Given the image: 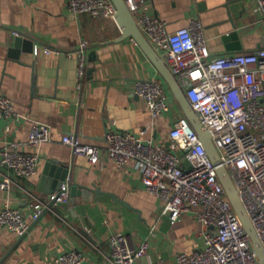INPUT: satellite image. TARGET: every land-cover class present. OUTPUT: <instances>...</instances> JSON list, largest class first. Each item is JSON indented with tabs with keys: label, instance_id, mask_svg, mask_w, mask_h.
I'll return each mask as SVG.
<instances>
[{
	"label": "crops",
	"instance_id": "1",
	"mask_svg": "<svg viewBox=\"0 0 264 264\" xmlns=\"http://www.w3.org/2000/svg\"><path fill=\"white\" fill-rule=\"evenodd\" d=\"M66 1L0 0V94L14 103L16 113L0 119V149L11 140L26 141L33 122L51 132L50 142L36 150L40 157L36 177L20 178L0 164V183L14 182L10 191L0 189V210L7 204L29 219L32 209L23 190L39 198L47 195L44 190L50 184H41V176L52 160L66 166L70 185L97 187L106 198L91 200L82 215L81 210L74 211L71 197L53 208L55 213L46 211L30 222L23 237L0 228V264H51L70 250L86 255L83 264H108L107 240L112 234L129 235L138 245L151 228L155 235L150 237L148 253L136 264L160 258L172 262L180 253L190 254L202 245L203 226L195 215L200 206L170 224L160 215L162 203L144 189L132 162L119 167L102 158L90 166L61 141L74 133L82 143L103 148L105 134L119 131L167 146L173 122L183 116L160 72L139 44L131 42L132 37L123 38L112 20L70 12ZM254 7V0H150L148 13L165 21L170 31L198 19L210 52L225 55L259 47L261 15L253 12ZM16 32L32 38L31 43L14 46L11 35ZM231 32H236L240 50H229L233 42L224 37ZM83 40L88 41L87 64L80 79L75 52ZM44 47L60 52L45 55ZM149 79L165 87L170 104L169 113L155 118L134 92L136 81ZM5 125H10L9 132L4 131ZM74 201L82 203L80 197Z\"/></svg>",
	"mask_w": 264,
	"mask_h": 264
},
{
	"label": "built area",
	"instance_id": "2",
	"mask_svg": "<svg viewBox=\"0 0 264 264\" xmlns=\"http://www.w3.org/2000/svg\"><path fill=\"white\" fill-rule=\"evenodd\" d=\"M254 1L253 12L261 15L259 47L252 52L213 55L198 19H190L188 26L170 31L165 21L148 13L150 0H124L140 31L184 88L199 122L211 134L220 163L229 173L264 248V0ZM66 6L74 14L88 13L93 18L112 20L121 31L111 0H67ZM131 42L137 45L133 38ZM87 47L88 41L83 40L75 52L80 79L85 75ZM59 52L43 48L45 55ZM33 55H37L35 48ZM134 92L152 117L169 113L167 91L159 81H136ZM14 116V103L0 94V119ZM10 129V125H5V132ZM50 139V129L33 122L26 141L11 140L0 149V164L20 178L36 177L40 161L36 150ZM61 141L90 166L103 159L119 167L132 162L144 189L162 203L160 215L170 224L192 208H202L195 214L203 226L201 247L190 254H178L172 262L160 258L151 264H257L249 236L216 168L184 116L173 122L167 146L119 131L105 134L103 148L82 143L74 133L62 136ZM24 146L33 152L26 153ZM13 185L12 180L6 179L0 189L10 191ZM69 187L67 177L57 191L41 198L24 189L32 209L29 219L22 210L6 204L0 210V228L22 237L30 222L39 219L45 210L55 213L53 208L69 202ZM154 235L151 228L148 237L134 245L129 235L112 234L107 240V263L136 264L147 255L150 237ZM85 258L83 252L70 250L53 258L51 264H83Z\"/></svg>",
	"mask_w": 264,
	"mask_h": 264
},
{
	"label": "water",
	"instance_id": "3",
	"mask_svg": "<svg viewBox=\"0 0 264 264\" xmlns=\"http://www.w3.org/2000/svg\"><path fill=\"white\" fill-rule=\"evenodd\" d=\"M116 8V20L120 26L122 37H132L137 44L144 50V52L148 55L150 60L156 66L158 71L160 72L163 80L168 85L182 115L187 119L191 127L196 132L199 137L202 146L204 147L209 159L213 163L216 168V174L221 182L224 191L230 200L232 207L238 216L242 227L245 232L249 236L252 249L255 253L257 264H264V248L243 208V205L240 201L239 193L235 188L231 177L227 170L221 165L219 154L214 147L211 134L203 128L201 123L199 122L196 113L192 109L190 102L186 96L184 88L178 82L177 78L170 71L166 63L162 60L159 54L153 49V47L149 44L148 40L144 36V34L140 31L138 25L136 24L133 16L129 12L124 0H111ZM17 34L11 35V40L14 46L19 47L21 45L28 46L31 43L32 38L25 37L24 35ZM225 41L232 40V44L229 47V50L236 51L240 50V45L237 42V34L236 32H231L227 36L224 37ZM28 44V45H27ZM32 49V44H31ZM46 170H44L41 176V184L49 183V189L44 190L46 194H51L57 191L61 184L68 177V171H66V166L61 164L60 161L52 160L46 165ZM51 168V169H50ZM50 170V171H49ZM69 196L72 197V204L74 205V211L81 210V214L85 215V205L91 200L95 199H105L106 195L97 187H85L78 185H70L69 187ZM76 197H80L82 203L80 205L76 204L74 201ZM52 206V203L49 204V207ZM45 210L44 212H46ZM43 212V214H44ZM38 220V219H37ZM36 220V221H37ZM35 221V222H36ZM24 236V235H23ZM22 236V237H23Z\"/></svg>",
	"mask_w": 264,
	"mask_h": 264
}]
</instances>
